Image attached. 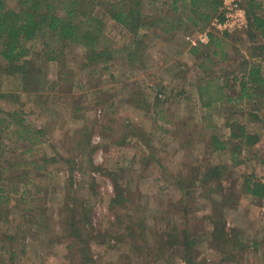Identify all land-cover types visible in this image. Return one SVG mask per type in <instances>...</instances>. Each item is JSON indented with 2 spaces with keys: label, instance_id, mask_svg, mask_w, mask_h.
<instances>
[{
  "label": "rangeland",
  "instance_id": "obj_1",
  "mask_svg": "<svg viewBox=\"0 0 264 264\" xmlns=\"http://www.w3.org/2000/svg\"><path fill=\"white\" fill-rule=\"evenodd\" d=\"M99 13L116 50L108 64L81 69L83 49L69 45L62 65L48 64L41 95L12 89V77L0 72V91L7 94L0 118L10 123L0 132V264H79L63 226L66 200L83 207L80 216L87 209L79 224L89 240L87 264H185L174 238H167L181 230L193 240L199 264H264V199L243 187L251 175L264 181V124L248 120L259 140L233 165L230 149L213 150L209 135H228L225 120L235 103L204 107L196 89L222 75L242 42L231 44L236 35L226 34L218 52L201 46L195 55L188 33L177 31L150 42L144 57L129 63L124 46L132 35ZM13 110L42 130L36 139L30 132L33 144L15 139L6 116ZM213 166L222 168V192L230 195L224 202L213 197L217 182L202 178ZM115 184L125 197L121 204L112 203Z\"/></svg>",
  "mask_w": 264,
  "mask_h": 264
},
{
  "label": "trees",
  "instance_id": "obj_2",
  "mask_svg": "<svg viewBox=\"0 0 264 264\" xmlns=\"http://www.w3.org/2000/svg\"><path fill=\"white\" fill-rule=\"evenodd\" d=\"M0 0V72L10 76L12 89L21 90L28 94L41 95L48 88L46 74L48 64L56 62L62 65L64 51L69 45H78L83 49L81 69L90 68L93 65H106L113 60L116 50L112 47L110 37L105 33L104 12L115 23L122 26L127 33L132 35L131 40L124 46L129 63H134L135 57H144L146 47L150 42L168 34L180 31L182 34L201 31L210 26L212 19L219 14L220 0ZM252 1V0H251ZM250 1V2H251ZM154 7L151 11L149 8ZM247 9V8H246ZM249 6L247 10L248 29L260 30L264 35V20L251 14ZM210 32L206 44L191 48L195 55L201 51V46L214 45L217 51L221 49V41L218 34ZM149 41V43H148ZM38 42L40 48H33L32 44ZM123 49V48H122ZM221 52V51H220ZM215 53V52H214ZM142 63V62H141ZM103 69H107L104 67ZM247 71L240 76L238 72ZM63 70L58 69L61 73ZM259 64H248L245 61L235 70L226 71L222 76L208 77L200 82L196 89L204 107H211L213 102L235 104L229 106L232 113L225 120L228 135L221 138L218 134L209 135V142L213 150L229 151L233 165L240 164L238 159L243 148L254 146L258 143L259 135L254 130H248V120L252 123L264 124V80L259 75ZM61 80H69L61 78ZM220 80V83H219ZM219 83V84H218ZM56 84V83H55ZM211 86L215 87L210 92ZM238 87L236 95L225 93V89ZM7 94L0 91V98ZM245 101L250 104L249 109L238 107ZM233 110L235 113H233ZM11 123L14 124L13 134L16 140L28 141L33 144L30 132L36 139L42 134V130H35L19 116L15 110L7 112ZM237 114L238 116H235ZM6 118H0V132L6 129L10 123ZM3 172L6 168H2ZM221 166H213L202 174L203 181L216 183L214 198L222 201L230 198L223 194ZM204 175V176H203ZM244 190L254 198L264 199V181L255 176H248L244 182ZM3 192V190H1ZM74 191V190H73ZM23 193V192H22ZM122 189L115 184V196L113 204H121L125 197ZM188 192L185 193V197ZM0 194V199H2ZM211 198L215 205L217 201ZM221 203H219L218 207ZM68 217L63 225L71 237V244L81 259L79 264H87L89 261V240L83 239V228L79 224L87 216V209L81 216L79 211L83 207L79 204L69 205L66 200ZM70 206V207H68ZM80 217V218H79ZM87 219V218H86ZM217 224L219 222H216ZM132 236L135 227L129 226ZM219 238L224 236L222 227H219ZM82 231V232H81ZM90 231V230H89ZM171 230L170 232H172ZM168 234L169 239L174 238L175 244L180 249L179 257L185 264H199L191 254L190 248L193 240H189L181 230ZM89 239H90V234ZM223 240V239H222ZM169 242V241H167ZM69 246V247H70Z\"/></svg>",
  "mask_w": 264,
  "mask_h": 264
},
{
  "label": "crops",
  "instance_id": "obj_3",
  "mask_svg": "<svg viewBox=\"0 0 264 264\" xmlns=\"http://www.w3.org/2000/svg\"><path fill=\"white\" fill-rule=\"evenodd\" d=\"M242 0V5L249 10V6L252 9L250 12L251 14H254L258 17H260L262 20H264V0ZM236 38L232 40L231 44H234L235 42H242L243 49L236 48L237 51L234 52V60L233 62L227 61V64L225 66L227 67H221V72H226L229 67H232L236 64L240 67V65L243 64L245 61L248 64H259L260 65V73L259 75L264 80V35L261 33L260 30L250 28L248 30H242V31H235L232 33ZM217 35V34H215ZM220 37V41L222 42V38L228 37V35H218ZM230 37V36H229ZM222 44V43H221ZM229 45V44H228ZM195 46H189V49L193 48ZM237 47V46H236ZM223 48V44H222ZM221 48V49H222ZM236 68V66L234 67ZM222 73V75H223ZM243 71L241 72V74ZM240 74V75H241ZM221 75V76H222ZM228 88L225 89V93H228ZM237 90V89H236ZM238 91V90H237Z\"/></svg>",
  "mask_w": 264,
  "mask_h": 264
},
{
  "label": "built area",
  "instance_id": "obj_4",
  "mask_svg": "<svg viewBox=\"0 0 264 264\" xmlns=\"http://www.w3.org/2000/svg\"><path fill=\"white\" fill-rule=\"evenodd\" d=\"M247 28L248 16L242 0H220L219 14L212 19L210 26L204 30L187 34L185 39L190 46H198L208 42L210 32L229 35Z\"/></svg>",
  "mask_w": 264,
  "mask_h": 264
}]
</instances>
